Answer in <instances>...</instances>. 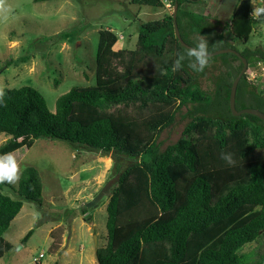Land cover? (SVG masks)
Wrapping results in <instances>:
<instances>
[{
	"label": "trees",
	"instance_id": "1",
	"mask_svg": "<svg viewBox=\"0 0 264 264\" xmlns=\"http://www.w3.org/2000/svg\"><path fill=\"white\" fill-rule=\"evenodd\" d=\"M166 1L173 11L179 4L184 41L195 47L207 39L211 53L238 50L233 37L247 43L254 27L264 23L254 16L252 0H244L228 39L231 24L224 27L221 19L187 8L203 0ZM130 3L166 6L164 0ZM118 42L114 32L100 31L95 84L73 87L58 98L55 112L35 87L1 91L0 133L27 149L45 139L111 155L118 187L107 206L108 243L97 252V264H264V121L249 114L236 117L230 109L242 60L224 53L209 57L204 71L193 70V58L186 55L190 49L176 36L173 13L142 23L135 50L116 52ZM238 51L249 69L264 61L262 48ZM178 59L182 66L173 71ZM28 60L12 58L5 65L18 67ZM236 106L264 112V88L250 82L247 73ZM179 113L188 120L183 136L164 148L160 135ZM222 154H231L233 163ZM24 201L43 204L34 167L23 171L17 186L0 183V259L14 248L5 234ZM34 232L22 239L23 246ZM255 242L254 256L240 253Z\"/></svg>",
	"mask_w": 264,
	"mask_h": 264
},
{
	"label": "rangeland",
	"instance_id": "2",
	"mask_svg": "<svg viewBox=\"0 0 264 264\" xmlns=\"http://www.w3.org/2000/svg\"><path fill=\"white\" fill-rule=\"evenodd\" d=\"M243 2L203 0L187 8L221 19L224 27L231 24L225 28L226 37L231 39L232 20L237 5ZM259 7H264V0H252L254 16L264 18V14L254 13ZM167 13L172 14L173 9L133 5L130 0H0V92L35 87L55 112L58 98L73 87L95 84L101 30L118 36L116 52L133 51L140 25ZM233 39L240 51L257 47L264 50V23L254 27L247 43ZM23 56H29L28 62L18 67L5 65ZM258 82L263 89L264 80ZM187 123L184 114L179 113L175 124L160 135L164 148L182 138ZM9 139L0 133V155L19 156L20 160L15 157L19 179L27 167L38 170L43 204L24 201L22 211L5 234L14 248L0 259V264H92L97 252L108 243L107 206L118 187L113 158L59 140L39 139L27 149ZM19 179L11 184L17 186ZM5 191L19 199L10 188ZM84 209L86 215L82 214ZM32 229L33 236L23 246L22 239ZM258 248L255 242L240 253L254 256Z\"/></svg>",
	"mask_w": 264,
	"mask_h": 264
},
{
	"label": "clouds",
	"instance_id": "3",
	"mask_svg": "<svg viewBox=\"0 0 264 264\" xmlns=\"http://www.w3.org/2000/svg\"><path fill=\"white\" fill-rule=\"evenodd\" d=\"M256 15L264 14V7L254 9ZM186 55L193 58L191 61V68L196 72H202L209 63L211 55L207 39L201 38L195 47L187 51ZM183 59V57H181ZM181 60L178 59L173 67V71L181 68ZM222 159L233 163L231 154H222ZM19 179L18 164L14 155L11 153L0 155V183L8 182L14 183Z\"/></svg>",
	"mask_w": 264,
	"mask_h": 264
},
{
	"label": "water",
	"instance_id": "4",
	"mask_svg": "<svg viewBox=\"0 0 264 264\" xmlns=\"http://www.w3.org/2000/svg\"><path fill=\"white\" fill-rule=\"evenodd\" d=\"M178 10H179V4L176 3L174 6V11H173V18H174V24H175V32H176V36L178 38V40L180 41V43L188 48L191 49L193 48L192 46L188 45L184 39L181 36L179 27H178V23H177V14H178ZM224 53H234L236 54L243 62V69L241 70L240 74L237 76V78L235 79L232 88H231V96H230V109L232 111V114L236 117H240L241 115L244 114H249V115H254L257 116L258 118H260L261 120L264 121V112L255 109V108H245V109H241L238 110L237 106H236V100H237V90H238V86L240 81L242 80L243 76L247 73L248 69H249V62L248 59L243 56L238 50L235 49H222V50H218L214 53H211L210 57H214L220 54H224ZM20 248H22V246H20Z\"/></svg>",
	"mask_w": 264,
	"mask_h": 264
},
{
	"label": "built area",
	"instance_id": "5",
	"mask_svg": "<svg viewBox=\"0 0 264 264\" xmlns=\"http://www.w3.org/2000/svg\"><path fill=\"white\" fill-rule=\"evenodd\" d=\"M165 1V5L171 7L169 2ZM247 78L250 82L256 83L259 79L264 80V61L257 63L254 68L247 71ZM264 87V85H263ZM44 254H40V258H44Z\"/></svg>",
	"mask_w": 264,
	"mask_h": 264
},
{
	"label": "crops",
	"instance_id": "6",
	"mask_svg": "<svg viewBox=\"0 0 264 264\" xmlns=\"http://www.w3.org/2000/svg\"><path fill=\"white\" fill-rule=\"evenodd\" d=\"M52 238V237H51ZM92 264H97V258H94L93 260H92Z\"/></svg>",
	"mask_w": 264,
	"mask_h": 264
}]
</instances>
